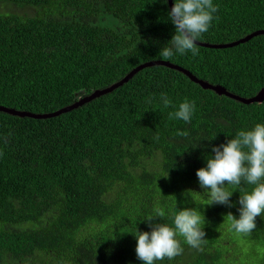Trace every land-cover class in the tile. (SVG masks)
I'll return each mask as SVG.
<instances>
[{"label": "trees", "instance_id": "1", "mask_svg": "<svg viewBox=\"0 0 264 264\" xmlns=\"http://www.w3.org/2000/svg\"><path fill=\"white\" fill-rule=\"evenodd\" d=\"M213 3L218 18L200 42L264 30V0ZM169 13L168 0H0V106L53 113L162 60L175 34ZM198 48L164 61L241 97L264 88V35ZM185 99L196 105L191 122L169 119ZM257 124L264 102L244 105L164 66L59 117L0 112V264H143L134 235L152 231L149 219L174 227L185 209L205 222L202 250L177 236L183 253L156 264H264V214L248 235L227 217L239 219L241 189L254 186L226 183L234 206L210 205L196 175L213 147Z\"/></svg>", "mask_w": 264, "mask_h": 264}, {"label": "clouds", "instance_id": "2", "mask_svg": "<svg viewBox=\"0 0 264 264\" xmlns=\"http://www.w3.org/2000/svg\"><path fill=\"white\" fill-rule=\"evenodd\" d=\"M218 11L219 6L213 0H175L168 14L175 26V34L161 49L159 57L170 60L176 54L183 56L190 52L193 56L198 55L196 42L209 31L213 20L218 18L215 16ZM160 99L165 107L171 104L166 94H161ZM195 109V102L185 99L179 104L178 110L169 113V119L190 123ZM177 135L186 137L188 133L178 131ZM212 151L215 155L207 159V166L196 173L200 186L209 193L210 205L228 207L234 205L230 202L233 193L226 190V183L240 186L243 181L254 186L250 193L241 189L239 219L231 213L227 215L233 230L248 235L256 229V218L264 214V124H257L249 131H239L235 138L213 147ZM156 215L162 217L164 213L157 209ZM151 221H147L151 232L138 231L134 235L137 239L136 255L143 264H156L157 261L181 255L184 249L177 236L182 237L188 246L202 250L206 235L203 230L205 222L195 209L180 210L174 214V227L167 224L152 225Z\"/></svg>", "mask_w": 264, "mask_h": 264}, {"label": "water", "instance_id": "3", "mask_svg": "<svg viewBox=\"0 0 264 264\" xmlns=\"http://www.w3.org/2000/svg\"><path fill=\"white\" fill-rule=\"evenodd\" d=\"M170 11L174 7V0H168ZM264 35V30H259L255 31L246 37L239 39L234 42L230 43H217V44H210V43H205V42H200L199 40L196 42L197 46L204 47V48H209V49H228V48H234L237 47L241 44H245L252 40L253 38L259 37ZM157 66H164L173 70H176L185 76H187L193 83L199 85L203 90H209L213 91L219 96H225L228 97L232 100H235L237 102H240L244 105H251L255 103H263L264 102V88L254 97L251 98H246V97H241L239 95L230 93L227 91V89L221 85H214L211 84L208 81H205L203 79L198 78L196 75H194L191 71L175 65L169 61H164V60H153L149 61L147 63H144L138 67H136L134 70H132L125 78H123L120 82L106 88L103 90H96L90 95H86L84 97H81L79 100H77L75 103L72 105L65 107L63 109H60L56 112L53 113H48V114H37L33 113L30 111H20L16 110L14 108H9L5 106H0V112H4L6 114H9L14 117H19V118H29V119H34V120H46V119H51L55 117H59L63 114L69 113L73 110H76L80 107H83L84 105L93 102L96 99L101 98L102 96L108 95L115 91L116 89L120 88L124 84L128 83L131 79H133L139 72H141L144 69L151 68V67H157Z\"/></svg>", "mask_w": 264, "mask_h": 264}, {"label": "rangeland", "instance_id": "4", "mask_svg": "<svg viewBox=\"0 0 264 264\" xmlns=\"http://www.w3.org/2000/svg\"><path fill=\"white\" fill-rule=\"evenodd\" d=\"M243 246L244 247H247V244L246 243H243ZM249 248L251 247L250 245L248 246ZM262 256V255H261Z\"/></svg>", "mask_w": 264, "mask_h": 264}]
</instances>
